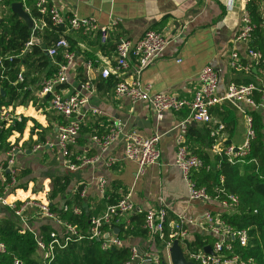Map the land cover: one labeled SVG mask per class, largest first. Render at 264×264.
<instances>
[{
    "label": "crops",
    "instance_id": "obj_1",
    "mask_svg": "<svg viewBox=\"0 0 264 264\" xmlns=\"http://www.w3.org/2000/svg\"><path fill=\"white\" fill-rule=\"evenodd\" d=\"M19 1H24V7L26 6L29 10L35 8L34 0ZM226 1L55 0V3L68 15L73 13L79 17L94 16L101 24L112 27L111 38L105 44L101 42L98 33H84L67 28V34L77 43L80 64L77 72L71 74L69 81L58 89L70 94L80 91L81 84L86 81L92 85L93 89L90 102L80 115L83 130L80 131L77 143L72 149L80 151L77 155L85 153L92 156L100 153V148L91 141L92 135L104 133L110 123L118 119L123 122L126 130H136L145 137H150L156 132L161 133L159 147L162 158L157 165L149 166L143 175H139L138 165L123 159V141L119 140L110 151L103 154L100 163L71 171L66 159L55 146L59 126L65 122V119L50 108L46 100L42 101L37 94L39 89L32 86L30 89L36 102L31 100L25 107L24 105L12 106L13 113H20L15 120L21 121L23 117H29V119L22 134L14 129L7 139V142L16 141L22 145L16 155L19 191L17 196L11 194L13 198H10L14 200L18 197L20 201L30 197L43 199L44 191L48 189L52 207L58 206L62 209L76 190L82 187L85 204L87 201L92 204L96 201L107 207L114 199L119 200L129 193L136 205V212H146L150 208L164 206L170 213V219L183 211L194 216L200 215L205 209L222 212L214 202L200 203L189 199L188 184L183 178L181 169L176 165L177 135L179 134L177 126L188 117L189 111H170L161 121H157L147 102L133 104L127 98H118L114 88L109 89L104 83L107 78L103 77L102 71L115 63L116 46L113 45H116L119 38L138 40L147 30L153 29L166 33L170 43L142 74L143 83L150 84L152 91L192 98L198 88L199 73L207 65L220 67L223 70L219 87L220 95L224 94L227 84L232 80L245 82L248 79H256V76L260 74L259 70L258 74L255 72L254 75H247L234 72L229 68L230 53L234 49H237L243 57L246 53L244 45L234 42L240 20V5L243 0H234L232 10L226 6ZM263 5L264 2H261V6ZM8 10V4H0V21L7 15ZM32 18L34 20V17ZM36 23L41 25L42 21L38 20ZM87 55L91 60L86 62L84 57ZM89 62L90 67L87 66ZM80 67L84 68L86 81L79 76ZM22 70L24 71V67ZM131 77V73L121 76L124 79H131ZM224 107L233 109L236 117L234 132L230 139L228 135H225L227 137L225 139L231 141V145L241 146L246 138V119L228 102L215 108L222 110ZM94 109H98L100 113H95ZM5 123V121L0 122V127L4 126L0 132L8 128ZM192 125L198 129L202 127L201 124L193 123ZM47 142L53 143L54 146L45 145L37 151L33 150L36 144ZM5 143L0 139V167L7 159V152L10 149V146H4ZM109 156H117L118 161L111 166H106L105 162ZM63 175H69L71 183L64 193L53 198L52 177ZM100 179L107 181L103 192L99 188ZM106 207L96 215L101 214ZM5 208L8 207H0V219L6 214ZM32 213H34L33 209L30 211V214ZM131 217L132 215L129 216V220ZM125 218H121L118 224L123 225ZM30 221L36 232L40 231L42 224H50L58 232L63 229L59 223L49 219L34 217ZM197 233L206 232L201 228L193 227L190 229V239H193ZM125 242L131 247H136L140 254L154 249L151 236L149 238L132 236Z\"/></svg>",
    "mask_w": 264,
    "mask_h": 264
},
{
    "label": "built area",
    "instance_id": "obj_2",
    "mask_svg": "<svg viewBox=\"0 0 264 264\" xmlns=\"http://www.w3.org/2000/svg\"><path fill=\"white\" fill-rule=\"evenodd\" d=\"M34 1L38 13L44 17H49L54 25L66 26L73 31L98 33L103 44L107 43L111 38V25L101 24L94 16L79 17L73 13L68 15L55 3V0ZM13 2L15 1L0 0V4ZM234 2V0H227L226 6L232 10ZM250 2L251 0H243L241 2L238 31L234 36L235 43L244 45L245 57L237 49H234L230 53L229 60V68L234 72L254 75L253 73L256 72L258 74L259 70L260 74L257 75L259 77L256 76V79L248 83L232 80L227 84L224 94L220 95L219 87L223 70L220 67L207 65L199 73L198 88L192 98L181 97L173 93L152 91L150 84L143 83L142 74L145 69L155 62L170 43V38L166 33L153 29L147 30L144 36L138 40L119 38L115 48V63L102 71V75L105 78L114 75L119 79L114 87L115 95L118 98H127L133 104L142 101L147 102L157 121H161L165 114L170 111H189L188 117L177 126L179 134L177 135L176 165L181 169L183 178L188 184L189 199L200 203L214 202L222 212L205 209L200 215L194 216L183 211L176 215L175 218L170 219L167 207L148 209L144 228L149 235L152 238L159 235L161 239H165L168 229V238L165 240L166 244L162 251V255L168 260V264H172L170 248L175 240L182 247L185 257L196 264L254 263L253 258H244L242 252L236 246V244H238V247L246 248L248 246V229H237L222 217L223 213L231 214L238 210L240 205L239 196L219 188L212 195L206 186H198L192 180L193 171H198L202 168L210 170L213 165L207 164L198 154L192 152L186 143L189 125L193 123L201 125L214 123L215 127L211 131V136L216 138V143L213 145V151L216 154H225L231 163H235L242 160L250 151V142L256 136L251 111H260L264 117V77L260 69L264 55L262 51L252 46L258 24L254 21L249 9ZM260 2L263 3L264 0H260ZM25 9L30 12L26 6ZM261 12L264 19V5L261 6ZM38 20L34 18L35 30L46 25V22L42 20L41 25L37 24L36 21ZM262 26H264V20ZM1 33L2 28L0 25V35ZM32 45L33 40L31 39L27 43V48ZM60 51L63 52L64 61L58 63V72L54 76L42 82V87L37 94L42 101L46 100L48 105L50 104V108L65 119V122L59 126L55 146L66 159L68 168L71 171H76L86 165L100 163L103 159V154L110 151L112 146L119 140L123 141V159L135 162L138 165L139 175H143L149 166L157 165L162 158V152L159 147L162 134L156 132L150 137H145L136 130H126L123 122L118 119L112 121L104 133L92 135L91 141L100 148V153L92 156L83 153L75 157L77 162L71 160L72 147L76 145L82 128L80 115L89 104L93 89L88 81L81 84L80 91L70 94L58 89L69 81L71 74L77 72L80 64L78 53L70 49V43L65 37L60 38L54 46L50 47L48 54L50 57L55 58ZM13 59L14 56L12 55L0 54V80L9 79L5 74L9 64L6 61L12 62ZM90 65L91 63L89 62L87 66L90 67ZM126 73L132 74L131 79L121 78ZM24 80L25 76L22 70L18 74L15 84ZM225 102L233 105L246 119V138L241 146L230 144L222 148L225 140V134L223 133L224 124L214 117L212 109ZM13 112L12 106L2 107L0 110V122L5 121V126H11L13 121L20 116V113L15 114ZM94 112L100 113L98 109H94ZM3 127H0V129ZM10 144L7 159L0 167L2 172L0 177V207H8L19 217L23 229L35 232L37 248L43 264H51L56 257L57 248H65L74 239H104L103 249H109L112 246L119 247L124 244V241L116 236L115 231H106L104 227H111L113 222L118 224L123 217H126L123 219V224L127 225L130 223L129 216L136 211V205L131 198V194L123 195L116 203L108 204L101 214L93 216L90 220L87 234L84 235L79 231L77 225L62 220L58 213L52 210L48 189L44 191L43 199L30 197L20 201L18 197L14 200L10 198L12 197L11 194L17 196L19 191V169L16 164V155L22 146L16 141H10ZM45 145L54 146L53 143L49 142L38 143L33 147V150L37 151ZM117 161V156H109L105 165L111 166ZM106 183V179L99 180V188L102 192ZM82 194H84V190ZM32 209L34 213L30 214ZM75 211L80 213L78 208H75ZM34 217L53 220L63 226V229L61 232L52 230L49 240H47L40 233L33 230L32 225H30V219ZM193 227L201 228L204 232L211 234L214 237V241L199 250L190 249L188 241L190 240V229ZM206 246H211L212 252L206 251ZM6 251V243L0 240V254ZM131 252L132 256L126 261V264H134L136 260L143 262L153 261L156 264L160 262V254L153 255L152 251L140 254L136 247H132ZM14 264L23 263L21 260L15 259Z\"/></svg>",
    "mask_w": 264,
    "mask_h": 264
},
{
    "label": "trees",
    "instance_id": "obj_3",
    "mask_svg": "<svg viewBox=\"0 0 264 264\" xmlns=\"http://www.w3.org/2000/svg\"><path fill=\"white\" fill-rule=\"evenodd\" d=\"M11 4L8 3V13L0 21L2 28L0 54L14 56L12 62L6 61L9 64L5 74L9 79L0 80V89H4L6 93H0V110L2 107L26 105L31 100L36 102L30 87L35 86V89L40 90L42 82L54 76L58 72V63L64 61L62 51L55 58L50 57L48 54V49L54 46L60 38L65 37L68 39L71 50L76 52L79 50L76 46L77 43L67 34L66 26L54 25L49 17L42 16L33 7L30 9L31 16L46 22L44 27L36 29V35H34L33 29L20 16L11 11ZM249 9L254 21L258 24L252 46L262 51L264 55V26H262L264 19L260 0H251ZM31 39L33 45L27 48V43ZM43 46H46V49ZM84 59L86 62L91 60L88 55ZM22 67H24L25 80L15 84ZM260 69L263 71L262 76L264 77V58ZM79 73L82 80L86 81L83 67L79 68ZM118 80L115 76H111L103 82L111 89L115 87ZM250 81L251 79H248L245 83ZM214 108L212 109L214 117L224 124L223 133L228 135V139H230L236 127V117L233 109L230 107H224L222 110ZM251 114L256 136L250 142L249 153L240 161L231 163L225 154L211 156L210 150L216 143V138L211 136V131L215 127L214 123L202 125L201 129L192 124L189 125L186 143L192 152L198 154L207 164L213 165L210 170L202 168L193 171L192 180L198 186H206L212 195L219 188L239 196L240 205L238 210L231 214L223 213L222 217L237 229H248V246L246 248L238 247V244L236 246L242 252L244 258H253L254 263L252 264H264V117L260 111H251ZM28 119L29 117H23L21 121L14 120L11 126L1 130L0 139L6 142L4 146H10L7 139L14 129L21 132V134L23 133ZM32 119L37 123L34 118ZM225 138L227 139V137ZM226 139L222 148L230 145L226 143ZM79 152V150H71L70 158L73 162H77L75 157ZM51 181L53 182V198L64 193L71 183L69 175L54 176ZM82 190V187L76 190L73 197L67 201L66 209L65 207L60 209L58 206H53L52 210L56 211L62 220L77 225L79 231L86 235L91 218L106 206L96 201L93 204L87 201L85 204ZM117 201L114 199L112 203ZM75 208H78L80 213H76ZM5 213V216L0 219V240L6 243L7 251L0 254V264H14L15 259L21 260L23 264H43L38 252L35 232L23 229L19 217L9 208H5ZM145 218L146 212L135 211L132 214L130 223L127 225H119L113 222L111 227H104L106 231L112 232L119 228L116 236L124 241L122 246L103 249L104 239H74L65 248H57L56 257L51 264H126V261L132 256V247L127 245L125 240L132 236L143 238H149L150 236L144 228ZM54 229L50 224H42L38 233L49 240L50 232ZM167 238L168 229L165 239H161L159 235L153 238L154 246L157 247V254H160L161 257L160 262L157 264H168V260L162 255ZM212 240L214 241V237L209 233H197L193 239L188 241L189 248L199 250L206 244L211 243ZM134 264L156 263L136 260Z\"/></svg>",
    "mask_w": 264,
    "mask_h": 264
},
{
    "label": "water",
    "instance_id": "obj_4",
    "mask_svg": "<svg viewBox=\"0 0 264 264\" xmlns=\"http://www.w3.org/2000/svg\"><path fill=\"white\" fill-rule=\"evenodd\" d=\"M11 10L14 14L20 16V18H22L28 24V26L33 29L34 35H36L35 22L30 13L25 9L23 2H13L11 4ZM43 48L46 49V46H43ZM0 93L5 94L4 89H0ZM226 143L231 144V141H227ZM117 232H119V229L115 231V233ZM205 250L208 252H212V247L206 246ZM170 259L172 264H196L192 261H189L185 257L183 249L179 245V242L177 240L174 241L173 246L170 248Z\"/></svg>",
    "mask_w": 264,
    "mask_h": 264
},
{
    "label": "rangeland",
    "instance_id": "obj_5",
    "mask_svg": "<svg viewBox=\"0 0 264 264\" xmlns=\"http://www.w3.org/2000/svg\"><path fill=\"white\" fill-rule=\"evenodd\" d=\"M27 104H28V103H27ZM27 104H26V105H27ZM26 105H24V107H25ZM210 151H211V155H212V156H214V155L216 154V152L213 151V148H212ZM32 221H33V220H32ZM30 222H31V221H30ZM30 225H32V224L30 223ZM32 226H33V225H32ZM153 247H154V249L152 250V253L157 254V253H158V251L156 250L157 247L154 246V244H153Z\"/></svg>",
    "mask_w": 264,
    "mask_h": 264
}]
</instances>
